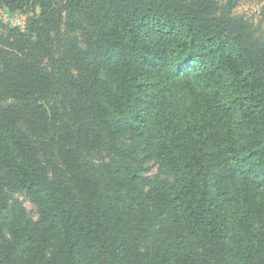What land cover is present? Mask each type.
<instances>
[{
    "label": "trees",
    "instance_id": "obj_1",
    "mask_svg": "<svg viewBox=\"0 0 264 264\" xmlns=\"http://www.w3.org/2000/svg\"><path fill=\"white\" fill-rule=\"evenodd\" d=\"M241 1L0 0L39 8L0 23V264H264V3Z\"/></svg>",
    "mask_w": 264,
    "mask_h": 264
},
{
    "label": "rangeland",
    "instance_id": "obj_2",
    "mask_svg": "<svg viewBox=\"0 0 264 264\" xmlns=\"http://www.w3.org/2000/svg\"><path fill=\"white\" fill-rule=\"evenodd\" d=\"M264 0H242L239 6L235 9L237 15H243L256 24L262 23L260 17L261 6ZM35 13H39V8H26L24 10H11L7 6L0 7V23L6 27H18L23 31H26L28 19ZM263 24V23H262ZM129 133L126 137L129 138ZM128 143V140H126ZM145 172L149 175H159L165 177V172L159 166V163L155 159H150L145 163ZM9 203L14 204L19 201L22 204L27 216L33 220H37L39 217L38 207L34 203L33 199L25 191H8ZM3 234L6 233V229L2 230Z\"/></svg>",
    "mask_w": 264,
    "mask_h": 264
}]
</instances>
